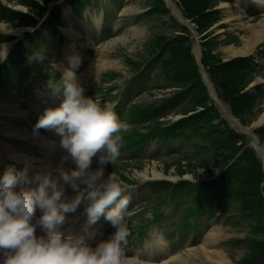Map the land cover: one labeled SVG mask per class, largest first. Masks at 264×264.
Masks as SVG:
<instances>
[{"label": "rangeland", "instance_id": "rangeland-1", "mask_svg": "<svg viewBox=\"0 0 264 264\" xmlns=\"http://www.w3.org/2000/svg\"><path fill=\"white\" fill-rule=\"evenodd\" d=\"M105 1L108 9V22L112 24V27H119L116 35L100 44L93 46L91 41L87 39V36L79 29L77 24L78 30L77 27L76 30L79 32V34L77 33L75 34L76 36H71V40L74 42L72 48L75 52H79V59L76 61V67L78 68L76 73H78V75H76L79 78L83 77L81 80L79 78L78 79L82 83L85 91L95 89L98 86L107 87L110 84H116L118 87L123 79L131 73L132 62L141 61L142 59L150 56L160 47L167 49V59L171 56L172 50L176 52V57L178 59L184 57V55L188 53L192 58L194 66L197 68L196 57L198 55L196 56V53L194 52L196 41H198L202 64L205 66L206 71H208L212 67L214 68L219 64L229 61V59L227 60V56L224 53L223 47L227 45H233L237 47L241 46L243 40L248 39L250 35V32L247 28H245V25L255 24V22L262 19L264 14V10H262L263 8L260 9L259 6L250 7L248 6L247 0H237V2L233 0V2H226L227 5L224 6L221 5L224 0H207V7L204 11L201 10L192 18L186 16V18L190 19L189 26H194L195 31L197 32V35L193 36L192 32L194 30L190 29L189 27L186 29L180 23L177 24L174 19L176 17L174 11L167 7L166 4L160 0ZM171 1L184 14V8L181 4V1ZM243 1L247 3L246 8V3H243ZM59 2L60 0H0V22L7 25L12 31L18 28H24L25 31L29 30L31 28L24 26V23L32 22V19H37V17H40V20H42L44 18V12H46L47 9L49 10L57 6ZM91 2L93 3V7L90 8L89 6H86V8L88 9L90 16L98 21V2L97 0H92ZM240 4H243L244 8L240 7ZM76 5H78V1L74 0L71 4V7H76ZM65 8H68V6L63 3L62 21L64 25L67 26L69 22H72V18L64 12ZM149 8H155L157 11L150 16H140L137 21L134 22L136 16H138L143 11L149 10ZM217 10L220 11V13H216ZM228 12L242 14L241 21L228 20L230 17ZM72 13L74 14L76 20L77 16L75 11ZM18 16L21 17L19 18ZM202 24L206 25L203 26ZM200 25L203 27H199ZM121 36L125 37V39L118 40L117 38ZM176 39H178L177 43L174 42ZM0 42L2 44H9L8 40L2 37V35H0ZM263 42L264 40L258 43V46L255 47H262L264 44ZM102 45H105L106 50H108L104 53L102 58H106L108 61H114L117 65L106 67L104 69H95V73L87 75V73H84L86 71L85 68H87L89 63L98 58L96 49ZM89 49H91V51ZM254 52H256V49H254ZM207 55L208 58L205 57ZM83 57H85V61L82 63ZM55 58H59V56L55 55ZM94 63L96 64V61H94ZM182 70L183 66L180 64V71H178V73L181 75ZM107 72L114 73V75H111L112 78L105 79L110 82L104 83V74ZM216 73L222 77L224 82L227 80L233 82L236 90L242 87L239 94L235 95L234 97L231 94L233 92L232 90L230 93L232 100L226 101V99L220 95V88L216 85V89L214 83L209 77L216 97L224 104V106L228 108L229 112L230 110L232 111L233 107H235V110L238 112L242 120H244L246 123H249L248 125L250 128L258 126L256 125V121L264 111V75L257 74L254 71L246 73L244 68L239 69L238 73H236V71H232L229 68L227 69V67L218 69ZM115 74L117 76H115ZM238 74L240 75V80L237 81L239 84H235V76ZM175 79L185 87L189 86L184 84V81L181 77L177 76ZM176 80L170 81L167 84L170 86L177 85ZM163 81L164 80L159 77L156 78L154 82L162 83ZM258 88L260 89V93ZM24 89V83H21L17 86V92L15 93L11 91L0 93V106H4V104L7 103H12L17 107L18 111L23 114L25 112V108L23 106V99L25 95ZM172 89L176 88L163 87L161 89H151L150 94L143 93L136 99L135 107L148 108L156 102L157 98L162 97L164 94H168ZM114 92H111V94ZM194 93L195 100L186 104V108L195 105L200 93L197 90H194ZM208 101V104H213L218 110V107L210 100V98ZM13 115L14 114L6 113L3 115V117L10 119L13 117ZM168 117L170 118L175 116L169 115ZM25 118V123L27 124L28 115H26ZM218 118L224 122L228 130L236 133L234 146L222 156L215 157V154L213 153L205 154L202 150L197 151V149H195L191 143H176L171 150L163 149L159 152L161 154H166L168 152L174 154L175 148H179V153L177 155L159 157L150 161H135L130 166L118 162H114L112 164L110 163L109 167H104L105 177H107L112 172L114 175L120 177L121 180L129 176L137 177V179L140 178L141 181L156 179L159 177L174 179L177 181L178 177L180 176L181 178H187L188 180L193 181V178L196 177L204 178L206 175V170L210 172H216L218 169H225L227 166L237 160L238 167L244 170L245 175H247L246 178L244 176L245 186H243V189L247 192L246 203H250L252 205L260 203L257 198L259 195L262 196V191H264V172L262 170L260 161V159L262 160V157L255 149L260 159L257 157V154H255L253 148L250 146V139L248 136L238 132V128L231 121L228 122V120L223 115L221 116L220 113ZM215 123L219 124L218 120ZM152 125L153 123L150 122L145 125L133 127V129H146ZM132 126L133 125L129 126V129ZM154 127L161 128V125H154L152 128ZM260 134L264 135V126L260 128ZM154 146L155 144L152 143L149 146L146 154H149ZM231 149H236L235 153H230ZM246 149L248 150V154L244 153V150ZM253 157L256 159V162H258L260 167L257 165V163H255ZM217 159L220 161V163H225V165L222 167H218L220 164L215 165ZM97 167L98 166H96V168ZM92 169L94 168L92 167ZM154 172H158L161 175H154ZM239 173L243 174L242 172ZM147 177L150 178L144 179ZM236 184L237 186L241 185V183L238 182ZM136 189L137 188L135 187L132 189V191H136ZM133 197L134 208L131 210L130 215H133L134 212L139 210L140 217L145 219L149 208L147 207V204L144 203L146 196L143 194H134ZM235 206L236 205L233 204L232 206L226 207L217 217H214L211 220V222H215L212 224L214 226H211V228H216L218 232L216 249L222 251L228 260L230 259L228 264H230V262L233 264L235 261L243 258L244 254L246 257L253 254L251 249H248L245 242H237L234 244L230 243V240L236 241L251 235V225H248L247 220H240L239 223L236 224L234 223L235 221L230 218L232 212L237 211L234 208ZM260 209L262 208L260 207ZM227 215H229L228 218H226ZM219 218L221 219L217 221ZM222 219L224 223L222 222ZM230 220L232 221L230 222ZM204 231L205 230L203 228L198 232V234L204 235ZM148 233L149 235L144 237V249L140 251L139 254H136V251L131 252L135 256H142L143 258L147 259L149 244L154 243L155 238L157 235H161L162 231L160 229H153L148 230ZM172 233L173 227H170L167 230V234L171 235ZM176 233L182 234L183 231L180 228H177ZM192 235L193 237H196L195 234ZM206 236L207 232L205 234V239ZM177 237L183 238V235H177ZM163 238L165 241L164 247L168 248L170 251L184 247L176 246L175 248L171 249L169 247L167 235H163ZM255 238L260 242L264 241V231L258 232V234L255 235ZM172 241H174V239ZM177 253L179 254L180 252ZM186 254L187 253H184L183 256L186 257ZM201 258L203 259V257H200L199 259L193 258L192 256H187L186 260L184 261L185 263L176 262L174 264H202L204 261L201 260ZM126 261V264H132V262H135L136 260L128 259Z\"/></svg>", "mask_w": 264, "mask_h": 264}, {"label": "clouds", "instance_id": "clouds-1", "mask_svg": "<svg viewBox=\"0 0 264 264\" xmlns=\"http://www.w3.org/2000/svg\"><path fill=\"white\" fill-rule=\"evenodd\" d=\"M7 59V46H0V62ZM42 62V54L32 57ZM62 70L57 83L49 82L51 95L63 99L48 108L35 128H55L66 151L55 175H46L36 189H17L25 172L7 167L0 175V264H123L130 235L126 217L130 215L131 189L112 172L105 177L104 166L120 156L123 133L129 131L116 111V104L99 96L85 95L73 70ZM98 157V167L92 161ZM71 162L74 167L66 169ZM65 185L74 195L68 196ZM84 205L88 225L103 216L115 229L106 239L91 246L83 237L65 236L58 226L66 214ZM41 216L35 219L36 209ZM44 231L37 235V227Z\"/></svg>", "mask_w": 264, "mask_h": 264}, {"label": "trees", "instance_id": "trees-1", "mask_svg": "<svg viewBox=\"0 0 264 264\" xmlns=\"http://www.w3.org/2000/svg\"><path fill=\"white\" fill-rule=\"evenodd\" d=\"M180 1L184 8V15L189 18H192L193 16L197 15L198 12H200L201 10L204 11L207 7V0ZM18 17L20 18L21 16ZM202 25L205 26L206 24ZM202 25H200L199 27L202 28ZM174 42L177 43L178 39L174 40ZM205 57L208 58V55ZM149 63H158L163 65L166 70L164 77L168 81L171 79L176 80L175 78L178 76L183 79L184 84H187L189 86L185 87L176 80L177 85L183 87L182 91L177 93L180 96L179 102H175V98L171 97L160 103H153V105L148 108L134 107V114L138 116L141 113L150 111L160 113L162 105L164 106L162 110H165V112L175 111L180 113H186L187 111L192 110L194 107L200 106L203 109L192 116L183 118L173 123L171 126L161 125L160 135L164 138H174L176 135H183L185 138H189L191 137V135L184 133L186 129H189L193 134H199L207 141L202 147L205 150H209L210 153L215 154V157L222 156L230 148H232L236 140V133H233L228 130L224 122L218 118L219 112L217 108L213 104L208 105L209 97L206 92V87L201 82L197 68L196 66H194L192 58L189 56V54L186 53L184 57L178 59L176 57V52L172 50L171 56L167 59V57H165L164 53L162 52L160 54L155 55L149 61ZM180 64L183 66L182 75L178 73V71H180ZM224 67H227V69L229 68L232 71H236V73H238V70L242 68L245 69L246 73L250 71L255 72L254 69H256V67L252 61V58H235L222 64H219L214 68L212 67L210 70L207 71L208 76L214 83L216 89L217 86L220 88V95H222L223 98L226 99V101H229L232 100V97L230 95L231 91L233 90L231 94L234 97L235 95L239 94L242 87L236 90L233 82L229 80L224 82L222 77L216 73L218 69H223ZM140 78H143V74L140 75ZM238 80H240L239 74L235 76L234 83L239 84L237 83ZM138 84L139 80L137 78H134L133 87H136ZM194 90H197L200 95L197 98L195 105L186 108V104H188L190 101L192 102L195 100ZM258 91L260 93L259 88ZM125 95L126 97H128L130 95V90H127ZM174 105L176 106L174 107ZM231 112L236 117H238L243 124H249L248 122L246 123L244 120H242L238 112L235 110V107H233ZM214 119H218L219 124L213 122ZM256 135L259 138L261 146L264 148V135L260 134V128L256 130ZM235 151L236 149H231L230 153L233 154L235 153ZM244 153L248 154V150H244ZM253 160L259 166L258 162H256V159H254V157ZM237 163V160L234 161L229 167L225 169V171L217 175L214 179L205 181L191 189L193 190L194 198L198 203V214L200 216L210 215L216 208L224 205V199L227 198L229 199V204L236 205L234 208L239 213H241L244 218L248 220V225H251V228L255 233L262 232L264 231V197L257 194L259 195L257 200L260 203L254 205L246 203L247 192L243 189V186H245V178L247 177V175H245L244 170L238 167ZM217 164H220V166L218 167H222L225 165V163H220L218 159L215 165ZM239 172H242L244 175ZM237 182L241 183V185L237 186ZM189 186L190 185L188 182H182L180 183L179 187L174 189V193L179 190H184ZM260 207L262 209H260ZM248 238V249H251V252L253 254L247 257L245 255V257H243L237 264H264V241L260 242L254 236Z\"/></svg>", "mask_w": 264, "mask_h": 264}, {"label": "bare ground", "instance_id": "bare-ground-1", "mask_svg": "<svg viewBox=\"0 0 264 264\" xmlns=\"http://www.w3.org/2000/svg\"><path fill=\"white\" fill-rule=\"evenodd\" d=\"M164 1L166 3L170 4L171 9H173L174 13H175V9H177V7L174 5V3L171 0H164ZM252 1L257 2V5H261L260 7L264 9V0H252ZM221 5L224 6V5H227V3L223 2V3H221ZM68 13H70V11ZM228 14L230 15L228 20L241 21L242 14L234 13V12H228ZM175 15L178 17V14L175 13ZM178 20H180V19L178 18ZM245 28L248 29V31L250 32V35H249L248 39L243 40V43L241 44V46L237 47V46H233V45H227V46L223 47L224 53L227 56V60L233 59L234 57H237L240 55L244 56L246 54H249L251 51L254 50L255 46H257L258 43H260L261 41L264 40V14L262 16V19L255 22V24L245 25ZM66 31L68 32V34L70 36H76L75 35V34H77L76 25L73 23H70L69 26L67 27ZM0 32L11 33V34H21L23 32V30L21 28H18L16 30L12 31L7 25L0 22ZM73 38H76V37H73ZM117 39L118 40L125 39V37L121 36ZM10 45L11 44H2L0 42V46H7V49ZM96 51H97V57L98 58H96L91 63H89L87 68H85L86 71L84 73H87V75H91V74L95 73V69H104L106 67L117 65L114 61H108L106 58H102L104 56V53L106 51H108V50H106L105 45L100 46L99 48L96 49ZM194 51L196 52V55H198V53H197L198 49L196 46L194 47ZM94 61H96V64L94 63ZM72 65H76V62L75 61L67 62V66L72 67ZM77 69L78 68L75 67L73 70L77 71ZM82 78H79V79L81 80ZM224 109L227 111V108L225 106H224ZM6 113L14 114V117L12 119H4L3 117H0V121H1L0 132L2 134L11 138L12 140L17 142L18 144L25 145V148H28L29 145H31L32 143H37V144L43 145L46 142H49V141H44L38 133L29 131L28 126L22 121V120H24L23 115H21V113H19L16 110L15 105H13L12 103H7V104H4V106H0V114L4 115ZM263 123H264V111L259 116L258 120L256 121V125L259 126ZM3 146H4L6 159H8V158H11V160L12 159H18L19 157L25 156L23 153L27 152L26 149H19V151H17L15 149H13L12 147H9L6 144H3ZM2 156H1V158L3 159ZM25 163L27 165H30L31 161L27 160ZM64 167H65V165H64ZM31 168L34 169L36 167H31ZM35 170H37V169H35ZM39 172H43V171H39ZM153 174L154 175H161L158 172H154ZM39 179H40V181L42 179L41 173L39 174ZM29 189H32V187L29 186ZM36 211L40 217L41 216V210L39 208H37ZM217 236H218V232H217L216 228L209 229L207 231L206 239H204L203 242L200 243L198 246H195L193 248L188 249L189 254L193 255L194 258L200 259V257H203V260L206 261L207 263L212 262V263L228 264L229 260L222 253V251L216 249V245H217V241H218ZM155 239H157L159 242H163L161 235H157V237ZM182 254L183 253H179V254L178 253H176V254H169L168 253L166 258L162 259L159 262H140V261L136 260L135 262H132V264H169V262L176 263V262H178V258Z\"/></svg>", "mask_w": 264, "mask_h": 264}, {"label": "water", "instance_id": "water-1", "mask_svg": "<svg viewBox=\"0 0 264 264\" xmlns=\"http://www.w3.org/2000/svg\"><path fill=\"white\" fill-rule=\"evenodd\" d=\"M181 18H182L183 22H185L184 24H185L186 26H188V24H189V23H188V20L185 19V18L182 17V16H181ZM193 35L196 36V33L193 32ZM196 62H197L198 67H199V69H200L201 77H202L204 83H205L206 86H207V90H208V92H209V95H210V97L214 98V97L212 96V87H211V84H210V82H209V80H208V78H207V75H206V72H205V70H204V67H203V65H202L201 62H200V57H198V58L196 59ZM222 111H223V109H222ZM226 116H227V117H228L233 123H235V124L240 128L241 131H243L244 133H248V134H250V135L253 136V131H254L255 128H248V127H245V126L241 125L240 122L238 121V119H236L235 117H233V116H231V115H229V114H227ZM252 145L255 147V149H256L259 153L262 154V157L264 158L263 151H262V149L260 148V146H259V144H258V139H257L255 136H253V143H252Z\"/></svg>", "mask_w": 264, "mask_h": 264}]
</instances>
